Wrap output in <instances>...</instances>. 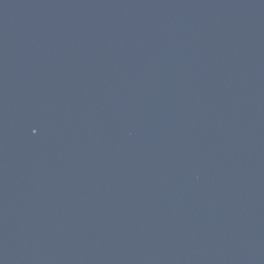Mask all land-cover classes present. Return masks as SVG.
Masks as SVG:
<instances>
[{"label": "water", "instance_id": "95a60500", "mask_svg": "<svg viewBox=\"0 0 264 264\" xmlns=\"http://www.w3.org/2000/svg\"><path fill=\"white\" fill-rule=\"evenodd\" d=\"M0 264H264V0H0Z\"/></svg>", "mask_w": 264, "mask_h": 264}]
</instances>
